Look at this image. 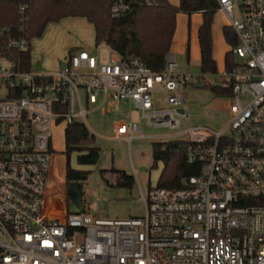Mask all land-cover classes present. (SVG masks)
Listing matches in <instances>:
<instances>
[{
    "label": "built area",
    "instance_id": "built-area-1",
    "mask_svg": "<svg viewBox=\"0 0 264 264\" xmlns=\"http://www.w3.org/2000/svg\"><path fill=\"white\" fill-rule=\"evenodd\" d=\"M215 3L236 37L231 67L217 73L231 117L219 132L188 126L170 138L187 142L199 171L180 188L148 187L144 216L68 212L66 186L52 174L53 130L127 103L141 122L125 112L115 138H151L142 124L179 129L195 80L176 72L175 56L155 71L99 45L33 73L0 52V264H264V0ZM5 42L10 51L31 46L23 35Z\"/></svg>",
    "mask_w": 264,
    "mask_h": 264
},
{
    "label": "trees",
    "instance_id": "trees-1",
    "mask_svg": "<svg viewBox=\"0 0 264 264\" xmlns=\"http://www.w3.org/2000/svg\"><path fill=\"white\" fill-rule=\"evenodd\" d=\"M119 1L124 8L112 11L114 2ZM216 11L215 0H179L178 5L168 0H0V52H7L24 68L30 69L31 46L24 52L10 51L5 42L7 36L23 35L31 40L42 36L49 22L81 17L93 25L95 46L105 45L123 59L138 58L149 68L161 71L171 49L176 15L199 12L202 23L197 32L200 48L197 79L200 81L204 74L217 72L211 35ZM3 28L8 31L2 32ZM223 34L227 45L235 46L236 37L229 26H224ZM233 58L232 52L227 50L225 68L231 67ZM210 88L217 96L229 95V87L218 84ZM64 142L65 154L69 156L75 151L78 165H94L100 159L99 149L93 145L94 135L81 123L74 122L66 127ZM186 144L183 140L152 143V167L162 163L156 186L180 188L188 177L198 173L199 165L186 160ZM110 171L116 174L112 186L131 188L135 183L133 175L124 170L111 168ZM65 174L67 183L82 184L88 177L87 171L73 169L68 162Z\"/></svg>",
    "mask_w": 264,
    "mask_h": 264
},
{
    "label": "rangeland",
    "instance_id": "rangeland-1",
    "mask_svg": "<svg viewBox=\"0 0 264 264\" xmlns=\"http://www.w3.org/2000/svg\"><path fill=\"white\" fill-rule=\"evenodd\" d=\"M119 3L120 1L114 2L112 11L122 9ZM215 20L226 24L225 16L220 12L216 13ZM239 20V14L234 9V21ZM66 21H72L73 24L67 25ZM53 24L57 26L53 27ZM91 28H93L92 25L81 17H69L57 23L49 22L42 36L31 39V72L39 73L55 69V63L59 64L64 59L67 44L92 50L95 44L92 42L93 30ZM175 58L176 72L186 73L192 76V80H195V82H190L186 91L188 121L183 120L181 127L177 130L143 125V133L154 137L168 133L176 135L185 131L188 126L221 131L228 123L231 113L228 110V98L215 95L210 88L213 85H221V79L217 76L218 71L204 74L199 81L197 77L200 69L197 61L187 60V55L177 56L175 54ZM133 113L134 107L131 105L130 117L136 119ZM122 119L123 117L117 114L102 115L99 111L87 116L85 127L94 135L93 145L100 152V159L94 165H78L75 151L67 156L64 126L58 125L53 130L52 147L59 152L55 159L56 179L63 177L67 162L73 169L87 171L88 177L81 184L82 206L84 211L96 216L106 218L144 216L146 209L140 200V195L142 192L145 193L149 186L156 185L162 169V163H158L155 168L152 167L153 139L137 138L128 143L111 138L115 120ZM111 168L121 169L133 175L135 178L133 186L131 188L112 186L111 183L114 182L116 174L110 171ZM102 170L105 171L102 173Z\"/></svg>",
    "mask_w": 264,
    "mask_h": 264
},
{
    "label": "crops",
    "instance_id": "crops-1",
    "mask_svg": "<svg viewBox=\"0 0 264 264\" xmlns=\"http://www.w3.org/2000/svg\"><path fill=\"white\" fill-rule=\"evenodd\" d=\"M168 1L172 5H178L179 4V0H168ZM217 12H220V11L217 10L216 13ZM220 13H222V12H220ZM215 15H214V19H213V23H212V27H211L212 57H213V59H214V61L216 63L217 71L219 72L222 69H224V66H225V54H226L227 50H229V46L225 42L224 34H223V28L227 24H225L223 22L219 23L218 21H216L215 20ZM67 18H69V17L62 18V19H60L57 22H60V21L62 22L63 20H65ZM225 21H226V18H225ZM57 22H55V23H57ZM201 23H202V15L199 12L192 13L191 15H186L185 13H178L176 15V28H175V32H174V36H173V40H172V45H171V49H170L169 53L173 54L174 56H175V54L177 56L187 55V49H188L189 50V54L187 55V60L193 59L194 61H197L198 65H199L200 64V48H199V43H198L197 32H198V28L201 25ZM65 24L71 25V24H73V22L72 21H66ZM50 26H52V25H50ZM54 26H57V25L53 24V27ZM92 27H93V25H92ZM184 29L186 31V36L185 37H184ZM91 30H93L92 42L94 44V28H91ZM45 32L46 31H44V33ZM73 45L74 44H67L65 46L63 58L67 55L66 53H69L71 50H74V49L78 48V47H75ZM59 65H60V63L57 64V62H56L55 63V69ZM219 65H221L220 68H219ZM131 105H132L131 103L122 104L120 111L117 112V113H114V114L115 115L117 114L118 116H122L123 119H124L125 118L124 117V113L125 112H128L129 115H130V106ZM134 113L133 114H134V117H136V119H132L131 117L130 118L133 121H140L141 122L139 113L135 110V108H134ZM143 125L144 124H142V129H143ZM174 135H175V133H168V134H165L163 136H158V137L150 136V137H151V139H153L152 140V143H153V142L169 141V140H171L170 138L173 137ZM133 137H134V139L138 138L137 134H133ZM111 138H114V139H116L118 141H124L125 142V140L122 139V138H115L114 137V128H113V134H112ZM64 144H65V142H64ZM58 153L59 152H57L56 155H54V157L52 159V174H53V176H56L55 175V172H56L55 171V169H56L55 159H57ZM58 182H60V184L62 186L63 185L66 186L67 180H66L65 170H64V173H63V177L61 179H59ZM63 196L66 199L65 195H63ZM60 212H62V211H60Z\"/></svg>",
    "mask_w": 264,
    "mask_h": 264
},
{
    "label": "water",
    "instance_id": "water-1",
    "mask_svg": "<svg viewBox=\"0 0 264 264\" xmlns=\"http://www.w3.org/2000/svg\"><path fill=\"white\" fill-rule=\"evenodd\" d=\"M66 197L68 200V212H82V185L80 183H66Z\"/></svg>",
    "mask_w": 264,
    "mask_h": 264
}]
</instances>
